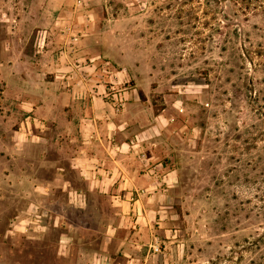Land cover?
Masks as SVG:
<instances>
[{"label":"rangeland","instance_id":"rangeland-1","mask_svg":"<svg viewBox=\"0 0 264 264\" xmlns=\"http://www.w3.org/2000/svg\"><path fill=\"white\" fill-rule=\"evenodd\" d=\"M53 61L122 71L114 113L128 91L158 116L175 264H264V0H0V264H75L116 221L61 192L35 112Z\"/></svg>","mask_w":264,"mask_h":264},{"label":"crops","instance_id":"crops-1","mask_svg":"<svg viewBox=\"0 0 264 264\" xmlns=\"http://www.w3.org/2000/svg\"><path fill=\"white\" fill-rule=\"evenodd\" d=\"M48 67L55 75L35 112L59 151L61 192L85 213H101L90 199L105 198V212L116 216L106 223L96 250L77 249L75 264H175L178 255L171 248L177 231L167 226L176 176L154 153L158 116L128 91L125 105L114 113L105 89L122 82V71L100 65L91 73V67L74 69L57 61Z\"/></svg>","mask_w":264,"mask_h":264},{"label":"built area","instance_id":"built-area-1","mask_svg":"<svg viewBox=\"0 0 264 264\" xmlns=\"http://www.w3.org/2000/svg\"><path fill=\"white\" fill-rule=\"evenodd\" d=\"M108 95H109L110 100L112 101V103L115 107V111H118L123 105V100H122L121 95L117 92H111Z\"/></svg>","mask_w":264,"mask_h":264}]
</instances>
